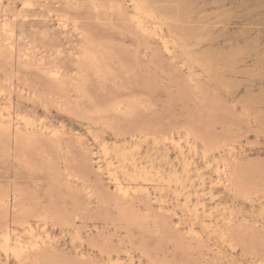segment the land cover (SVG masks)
Returning a JSON list of instances; mask_svg holds the SVG:
<instances>
[{
    "label": "rangeland",
    "instance_id": "374dc122",
    "mask_svg": "<svg viewBox=\"0 0 264 264\" xmlns=\"http://www.w3.org/2000/svg\"><path fill=\"white\" fill-rule=\"evenodd\" d=\"M0 264H264V0H0Z\"/></svg>",
    "mask_w": 264,
    "mask_h": 264
}]
</instances>
